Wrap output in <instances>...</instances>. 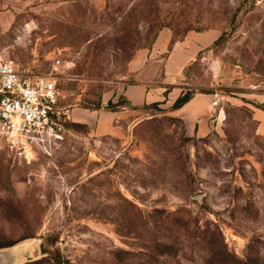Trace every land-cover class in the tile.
Instances as JSON below:
<instances>
[{"label":"rangeland","instance_id":"rangeland-1","mask_svg":"<svg viewBox=\"0 0 264 264\" xmlns=\"http://www.w3.org/2000/svg\"><path fill=\"white\" fill-rule=\"evenodd\" d=\"M0 60L69 113L49 152L0 140L1 264H264V0H0ZM133 84L159 98L112 121Z\"/></svg>","mask_w":264,"mask_h":264},{"label":"built area","instance_id":"built-area-1","mask_svg":"<svg viewBox=\"0 0 264 264\" xmlns=\"http://www.w3.org/2000/svg\"><path fill=\"white\" fill-rule=\"evenodd\" d=\"M63 99L52 74L23 73L12 60H0V140L15 159L49 152L64 139L69 113ZM219 100L215 93L213 105Z\"/></svg>","mask_w":264,"mask_h":264},{"label":"crops","instance_id":"crops-1","mask_svg":"<svg viewBox=\"0 0 264 264\" xmlns=\"http://www.w3.org/2000/svg\"><path fill=\"white\" fill-rule=\"evenodd\" d=\"M191 56L188 53H184L181 51V53H178L176 59H173L172 63H168L167 64V68H182L187 62H189L191 60ZM160 93V92H159ZM159 93H156V91H148L147 92V88L142 85V84H133L128 86L125 90H124V95L126 96L127 100L129 101L131 107H127L124 109L127 110H112V111H108V117L112 120V121H117L119 118V121L121 120V118H124V125H132V123L135 121V119H137V116L139 115L138 113V108H140L143 104H145V102H150L149 100L151 96H153V94H155V96H157L159 98ZM200 98V95L196 94L195 96H193V98L187 102L183 107H181L180 109V113L184 114L187 110H191V109H195L197 102ZM153 100H157L156 97ZM183 112V113H182ZM205 112V111H203ZM137 114V115H136ZM195 117L197 118V115H195ZM191 118L186 119V127L188 131H193L194 126L196 124V121L193 120Z\"/></svg>","mask_w":264,"mask_h":264},{"label":"trees","instance_id":"trees-1","mask_svg":"<svg viewBox=\"0 0 264 264\" xmlns=\"http://www.w3.org/2000/svg\"><path fill=\"white\" fill-rule=\"evenodd\" d=\"M191 98H192V95H191L190 93L182 94L181 96H179V97L177 98V100L175 101L174 106H175V107H181V106H183L185 103H187Z\"/></svg>","mask_w":264,"mask_h":264},{"label":"water","instance_id":"water-1","mask_svg":"<svg viewBox=\"0 0 264 264\" xmlns=\"http://www.w3.org/2000/svg\"><path fill=\"white\" fill-rule=\"evenodd\" d=\"M0 264H1V262H0Z\"/></svg>","mask_w":264,"mask_h":264}]
</instances>
